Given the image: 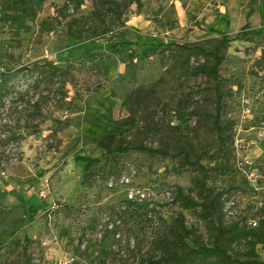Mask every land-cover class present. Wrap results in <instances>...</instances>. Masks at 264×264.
Wrapping results in <instances>:
<instances>
[{"label":"rangeland","instance_id":"374dc122","mask_svg":"<svg viewBox=\"0 0 264 264\" xmlns=\"http://www.w3.org/2000/svg\"><path fill=\"white\" fill-rule=\"evenodd\" d=\"M65 1L48 0L32 32L18 42L0 29V70L44 61L75 66L66 98L59 79L47 72L39 84L36 74L20 73L0 98V264H139L140 252H152L151 242L168 233L179 212L196 228L190 244L198 236L210 243L200 210H183L176 201L177 187H191V168L179 167L170 156L139 151L101 157L119 142L118 135L104 140L105 124L113 121L128 131L127 140L169 151L195 146L210 171L209 186L228 190L226 224L255 226L264 215V0L252 5L251 0H144L140 12L131 6L124 26L83 41L68 34L69 18L60 13ZM96 5L86 2L78 16L90 15ZM250 8L254 11L244 30ZM50 18L54 30L35 45L40 23ZM223 33L231 43L220 90L223 119L232 121L233 134L225 157L211 117L215 81L193 75L192 68L204 58L182 49L212 46ZM117 43L123 46L114 49ZM86 50L96 54L97 64H84ZM41 96L51 101L43 115L34 117L32 105ZM65 120L70 126L55 136L57 122ZM81 155L101 159L90 185L83 184V163L76 160ZM227 160L223 171L220 164ZM124 174L132 184L153 188L164 203L147 216L144 210L132 215L128 225L118 227L117 238L118 231L101 227L124 206L121 190L109 186ZM239 247L244 252V245ZM257 254L264 261L260 245Z\"/></svg>","mask_w":264,"mask_h":264},{"label":"trees","instance_id":"16d2710c","mask_svg":"<svg viewBox=\"0 0 264 264\" xmlns=\"http://www.w3.org/2000/svg\"><path fill=\"white\" fill-rule=\"evenodd\" d=\"M48 0H0V29L9 32L13 41H19L23 34H28L33 30V24L37 21L39 14L44 10V5ZM86 2L96 3V7L90 15L78 16L79 11ZM135 6L137 12H140L144 5V0H66L60 10L63 17H68V34L76 41L99 39L112 34L115 26H124L128 21L126 14L131 6ZM252 5V0L250 1ZM72 10V12H70ZM254 9L250 8L247 12V22L243 29L249 27V18ZM108 18L112 20L110 24ZM97 21V22H96ZM54 30L52 18L43 20L39 25L38 36L34 40L35 45L43 43L44 38ZM209 30L214 31L212 27ZM231 39L226 34L212 46H183V50L188 53H196L204 58V62L194 66L192 73L195 76L203 75L215 81L214 90L216 94L215 111L211 115L213 128L217 133L219 152L223 156L227 155V149L233 141L231 132L232 121H224L225 102L224 96L220 90V70L222 63L226 59V51L230 47ZM123 46L122 43L113 44L114 49ZM4 52V56H9ZM11 56V55H10ZM84 64L91 62L97 64L98 58L91 50H86L82 55ZM106 72L107 70L104 69ZM29 72L38 77L36 83L44 80L47 72L50 77L57 78L60 81L59 92L62 98H66L67 84L74 78L75 66L67 64L58 66L49 61L43 64L35 62L33 66L25 64L19 68H6L0 70V98L9 93L7 85L12 78L20 73ZM101 85V84H100ZM101 87V86H100ZM50 99L41 96L33 103L34 117L43 115L45 106L49 105ZM58 126L53 130L57 136L58 132L64 127L70 126L68 120L58 121ZM177 129V128H172ZM105 138L118 135L119 142L115 146H108L101 157H107L116 154H126L132 151L146 152L150 155L170 156L178 160L179 167L191 168L193 176L191 187L184 190L177 187L176 201L183 210H200L203 220L207 223L211 241L205 243L201 241L200 236L190 244V239L196 234L195 227H189L186 222L184 212H179L175 218L168 233L152 241V252L150 254L141 253L138 246L132 249L139 254V264H264L257 254L258 246L264 248V215L259 218L255 226L241 224L239 221H233L226 224L224 207L225 195L228 190L222 189L215 191L209 186L210 171L204 166L202 154L193 146L179 145L173 151L165 147L154 148L147 144L127 140V130L121 129L116 121L105 124ZM59 144L61 140L59 139ZM102 143V142H101ZM104 141L102 145H104ZM76 160L83 163V184H92L98 178L95 166L100 162L98 157L77 156ZM229 161L221 162L220 169L223 171L228 168ZM134 185L143 187L140 183ZM150 187V186H149ZM170 188H164V191H171ZM234 189V188H232ZM172 192V191H171ZM124 206L114 212L116 219H120L122 225H128L133 216L142 215V212L152 214L162 205L160 201L150 207V203L129 202L122 194ZM174 199V198H173ZM1 214V213H0ZM114 218V219H115ZM152 218V215H151ZM121 225V226H122ZM29 239L25 238L23 251L28 248ZM240 245H244V252L240 251Z\"/></svg>","mask_w":264,"mask_h":264},{"label":"built area","instance_id":"2783aa9c","mask_svg":"<svg viewBox=\"0 0 264 264\" xmlns=\"http://www.w3.org/2000/svg\"><path fill=\"white\" fill-rule=\"evenodd\" d=\"M242 141V140H239ZM2 176L5 175L6 173L3 171ZM109 186L110 188H119L122 192V194L125 195V199L129 202H136V203H141V204H145V203H150V207H153L154 203L159 201L157 198V192L151 188V187H147V186H136L134 184H132V180H130L129 177H127L125 174L119 179V180H111L109 182ZM166 196L169 197L171 196V191H166L165 192ZM160 203H164L163 201H160ZM109 219V217L107 218ZM122 222L120 219H114L113 222H111L110 224H108V226H105V228L101 229L103 231H113V232H117L118 231V227H121ZM254 225H256V223H254ZM117 238L121 237V232L118 231L116 233ZM132 249H134V245L131 246Z\"/></svg>","mask_w":264,"mask_h":264}]
</instances>
